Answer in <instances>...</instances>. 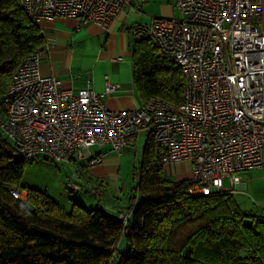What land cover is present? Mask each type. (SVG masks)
<instances>
[{
    "label": "built area",
    "instance_id": "built-area-1",
    "mask_svg": "<svg viewBox=\"0 0 264 264\" xmlns=\"http://www.w3.org/2000/svg\"><path fill=\"white\" fill-rule=\"evenodd\" d=\"M39 30L43 21L73 19L107 31L121 14L142 15L144 0H17ZM177 17L151 16L133 28L136 41L147 40L156 56L179 68L181 103L153 98L123 111L106 106L119 86L77 91L39 72L40 53L27 56L0 99V133L12 157L55 164H100L109 152L121 157L138 136L151 137L155 159L167 170L190 167L187 194L232 195L244 172L262 169L264 149V32L255 26L260 0H173ZM91 147L96 150L90 151ZM67 187L76 189L68 181ZM14 199L25 194L11 187ZM91 193L98 199L99 190ZM131 210L118 214L127 226ZM126 231H124L125 233ZM114 257V254H113ZM112 264H116L112 259Z\"/></svg>",
    "mask_w": 264,
    "mask_h": 264
},
{
    "label": "trees",
    "instance_id": "trees-1",
    "mask_svg": "<svg viewBox=\"0 0 264 264\" xmlns=\"http://www.w3.org/2000/svg\"><path fill=\"white\" fill-rule=\"evenodd\" d=\"M43 44L18 1L0 0V99L16 69ZM132 78L142 105L156 97L182 101L179 68L157 57L147 40L133 47ZM12 149L0 133V264H264V217L242 212L228 194H187V180L165 176L151 137L142 148L125 228L118 215L75 201L65 210L45 191L23 187L30 162L14 159ZM11 187L25 200L12 198Z\"/></svg>",
    "mask_w": 264,
    "mask_h": 264
},
{
    "label": "crops",
    "instance_id": "crops-1",
    "mask_svg": "<svg viewBox=\"0 0 264 264\" xmlns=\"http://www.w3.org/2000/svg\"><path fill=\"white\" fill-rule=\"evenodd\" d=\"M142 15L121 14L117 16L107 31H102L93 25H87L76 30L77 21L73 19H54L41 23L43 47L38 53L39 72L43 76H53L61 81L62 87L77 91L90 87L96 93L103 91L104 82L117 84L119 89L107 96L106 106L112 111H123L142 105L132 78V55L135 45L133 28L136 25H148L151 16L177 17L173 8V0H144L140 3ZM258 30L264 32V0H260V14L255 20ZM144 137L135 138L126 148L136 150L143 148ZM108 151L104 160L89 167L86 162L60 164L67 167L66 172H57L53 193L59 190V197L47 190L46 193L59 204L64 196L63 205L69 210L71 202L75 201L86 209L99 208L108 215L116 217L130 205V196H121L115 188L112 176L118 174L123 163L121 157ZM124 154V153H123ZM264 163V149L262 151ZM63 170V171H64ZM166 177L170 181L181 182L190 177V167L186 162L178 163L167 169ZM71 181L76 189L67 187ZM76 195V198L62 194V190ZM225 189H232V199L244 213L257 210L264 213V165L257 171L244 172L240 175V182L230 188L229 182ZM99 190L100 199L91 191ZM125 191V186L123 190ZM25 194L24 192H22ZM258 217H264L255 213ZM123 245V241L120 247Z\"/></svg>",
    "mask_w": 264,
    "mask_h": 264
},
{
    "label": "rangeland",
    "instance_id": "rangeland-1",
    "mask_svg": "<svg viewBox=\"0 0 264 264\" xmlns=\"http://www.w3.org/2000/svg\"><path fill=\"white\" fill-rule=\"evenodd\" d=\"M94 150H96V147L90 148V151ZM141 154L142 148H138L136 152H134V150H129L126 148L123 154V163L118 170L119 173L111 177V180L114 181L116 190L119 191L121 196H127V194L129 195V193L131 194V191L136 184V174L138 172ZM64 168L66 169L67 167L43 159H38L33 162L27 163L23 170L21 185L26 188L37 189L45 192L48 190L51 194L53 193L52 188L56 184V173L66 172ZM166 172H168V170H164L165 176ZM124 186L125 191H122ZM227 186L228 180L224 179L223 187L226 188ZM59 193V190H56V192H54L53 194L55 195V197H59ZM62 194H66V196L73 199L76 198L75 194L67 192L66 189L62 190ZM58 199L60 200V205H63V203H65L64 196ZM252 213H259L260 215H264V213H261L256 209L252 210Z\"/></svg>",
    "mask_w": 264,
    "mask_h": 264
}]
</instances>
